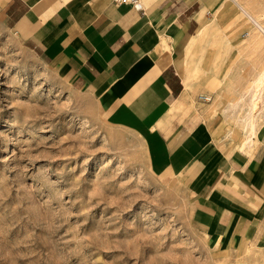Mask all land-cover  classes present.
Masks as SVG:
<instances>
[{
    "label": "rangeland",
    "instance_id": "rangeland-1",
    "mask_svg": "<svg viewBox=\"0 0 264 264\" xmlns=\"http://www.w3.org/2000/svg\"><path fill=\"white\" fill-rule=\"evenodd\" d=\"M201 1L192 33L205 24L204 39L176 48L175 66L189 82L177 112L234 147L256 145L264 81L253 111L262 127L248 134L241 124L253 94L246 87L264 70V35L248 19L235 21L229 1ZM260 5L254 17L264 21ZM214 239L192 187L149 172L135 135L106 124L89 92L53 71L0 16V264H264V246Z\"/></svg>",
    "mask_w": 264,
    "mask_h": 264
},
{
    "label": "crops",
    "instance_id": "crops-1",
    "mask_svg": "<svg viewBox=\"0 0 264 264\" xmlns=\"http://www.w3.org/2000/svg\"><path fill=\"white\" fill-rule=\"evenodd\" d=\"M161 1L142 0L141 10L112 0H0V16L89 92L106 124L135 135L149 172L192 187L218 246L239 237L264 246V134L234 147L207 126H186L177 106L189 87L174 61L201 7L170 0L162 13Z\"/></svg>",
    "mask_w": 264,
    "mask_h": 264
},
{
    "label": "bare ground",
    "instance_id": "bare-ground-1",
    "mask_svg": "<svg viewBox=\"0 0 264 264\" xmlns=\"http://www.w3.org/2000/svg\"><path fill=\"white\" fill-rule=\"evenodd\" d=\"M226 1H229L232 5H234L238 9V20H235V21L241 22L245 18V19H248L250 22H252L251 19L253 18V20L255 22H253L251 24L255 25L258 28L259 32L262 35H264V21H259V20H257L254 17L255 15H258L257 10L261 6L260 5V0H207V6L211 8L212 6L217 5L219 2H221L220 6H222ZM141 6H142V0H141ZM202 27H204V28H202ZM202 27H199V29H197L193 34H190L189 38H193L194 37V38L197 39V38L200 37V39L202 40V38L206 35L205 24H202ZM255 32H254L253 35L257 36L259 33L256 34ZM261 34H260L259 37H261ZM262 37H264V36H262ZM257 39H258V37H257ZM250 41H249V43H250ZM253 43H255V42H253ZM259 43H260V41H259ZM262 81H264V70H262L260 72V74L257 75V77L254 78V80H252V83H253L254 87H250V86L246 87L247 89L253 88V94L251 95V99H249V102L246 103V105H247V111L245 113L246 114V119L241 124L242 127L244 128L245 132L248 133V134H255V131H258V129H260L262 127V124L259 121H257L256 119H254V113L255 112H253L254 109H255V106L257 105L256 102H255V100L257 98V91L258 90L260 91V87H261L260 85H261ZM184 85L189 86L188 76L187 75H185V77H184ZM225 89L231 91L234 88H225ZM220 90H222V88H216V86H215L214 89H209V92H211V94H215V96H216L217 93H220ZM259 91H258V93H259ZM240 96H241V93L239 92L238 95L235 96V99H239ZM200 97L202 99H206V100L211 99L210 97L205 96V95H201ZM242 97L243 96H241V98ZM244 105H242V107ZM262 123H264V122H262ZM261 130H262V134H264V128H261ZM248 139H250V138H248ZM243 141H245V139ZM249 141L250 140H247V142H249Z\"/></svg>",
    "mask_w": 264,
    "mask_h": 264
},
{
    "label": "built area",
    "instance_id": "built-area-1",
    "mask_svg": "<svg viewBox=\"0 0 264 264\" xmlns=\"http://www.w3.org/2000/svg\"><path fill=\"white\" fill-rule=\"evenodd\" d=\"M112 2H114L115 4L126 3L136 9H141V10L143 9V7L141 6V0H112ZM251 21L255 22L253 18L251 19Z\"/></svg>",
    "mask_w": 264,
    "mask_h": 264
}]
</instances>
